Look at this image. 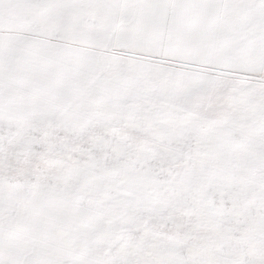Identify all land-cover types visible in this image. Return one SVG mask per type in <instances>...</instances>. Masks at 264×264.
Listing matches in <instances>:
<instances>
[{
    "label": "snow or ice",
    "instance_id": "6c2138e0",
    "mask_svg": "<svg viewBox=\"0 0 264 264\" xmlns=\"http://www.w3.org/2000/svg\"><path fill=\"white\" fill-rule=\"evenodd\" d=\"M0 264H264V0H0Z\"/></svg>",
    "mask_w": 264,
    "mask_h": 264
}]
</instances>
